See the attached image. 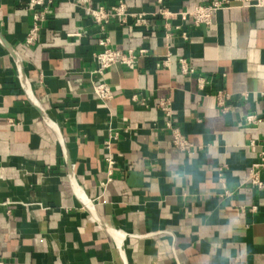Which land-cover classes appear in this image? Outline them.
<instances>
[{"label":"crops","instance_id":"0c3cea01","mask_svg":"<svg viewBox=\"0 0 264 264\" xmlns=\"http://www.w3.org/2000/svg\"><path fill=\"white\" fill-rule=\"evenodd\" d=\"M205 1L126 0L146 21L112 16L102 28L73 0H52L28 43V0H0V264H264V185L249 180L264 138V6L219 7L210 24L179 11ZM103 32L114 46L147 47L131 65H109L107 100L92 88ZM217 87L235 93L227 111ZM162 96L201 146L172 142ZM250 111L257 122H244Z\"/></svg>","mask_w":264,"mask_h":264},{"label":"built area","instance_id":"2783aa9c","mask_svg":"<svg viewBox=\"0 0 264 264\" xmlns=\"http://www.w3.org/2000/svg\"><path fill=\"white\" fill-rule=\"evenodd\" d=\"M160 3H164V0H157ZM73 2L82 7V10L87 15H90L94 20L98 21L100 27H104L106 21L110 17L114 16L120 22L126 20L128 15L133 16V22L135 24H141L146 21V11L144 10H130L126 0H117L109 6H106L103 3L92 4L91 0H73ZM247 4V5H262L264 6V0H208L205 2H198L194 4L193 7L188 9H179L182 15H189L192 18V21L196 24L205 23L210 24L212 22V17L214 11L219 7L230 6L232 4ZM28 6L31 9V24L24 35L25 42H33L37 36L39 29L42 25V22L49 16L53 11L52 0H28ZM159 12L164 17H168L173 14L174 11L168 8L167 5L161 4L157 8ZM166 25H170L168 21L165 22ZM179 23H176L175 26L179 27ZM82 33L81 29H76L73 31H68V34L74 35L75 39H78V36ZM171 34V30H165V35L168 36ZM179 34L186 38L188 36V30L186 28H180ZM97 41L100 47L94 52L95 67L94 71L98 73L99 77L92 81V88L94 93L101 100H107L112 97L114 94V89L110 82L106 79L105 73L109 65L113 62H120L126 65H131L136 57L139 54L147 52L146 46L139 47H127L121 48L112 45L109 34L101 33ZM172 50L167 48L163 61L168 64L171 60ZM178 65L180 70L183 73H193L195 67L190 63L186 55H179L177 57ZM209 81L208 77L203 74H198L197 76V87L203 89L205 84ZM206 93V92H205ZM246 90L240 91L239 95H245ZM216 103L219 105L222 111H227L229 109V101L233 98L234 94L231 90L226 89L225 87H217L213 92ZM131 97L133 99L138 98L136 92L132 93ZM145 99L142 97L140 102H144ZM159 107L163 110L165 119L164 127L169 129L171 134L172 142L180 149L189 151L194 146H201L202 144H195L190 140L179 124L173 121V105L171 102L170 96H162L158 100ZM259 115L256 112L250 111L244 114V122H257L259 120ZM109 142V139L106 140ZM250 145H255L257 140L251 138L248 142ZM260 147L256 153V158L252 161L250 170H249V180L251 183L258 185L259 187L264 185V180L261 177V173L264 172V138L260 140ZM106 160V176L103 179V182L109 180L112 177L114 158L112 153L108 152L105 155ZM222 165H219V175L222 178L220 168ZM227 190L225 189V192ZM253 206V205H252Z\"/></svg>","mask_w":264,"mask_h":264}]
</instances>
